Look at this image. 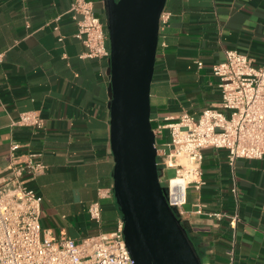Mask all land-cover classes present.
<instances>
[{
	"label": "crops",
	"instance_id": "obj_1",
	"mask_svg": "<svg viewBox=\"0 0 264 264\" xmlns=\"http://www.w3.org/2000/svg\"><path fill=\"white\" fill-rule=\"evenodd\" d=\"M91 1L105 18L104 0ZM72 2L0 0V167L13 141L35 153L47 164L28 180L42 197L43 230L81 239L99 231L91 201L101 202L109 226L123 215L114 195L110 60L83 55ZM164 9L171 16L160 28L152 125L219 105L213 66L226 49L264 62V0H166ZM29 109L43 116V128L13 124ZM203 154L202 183L188 189L181 220L204 264H264V155L231 162L226 148L212 146ZM197 203L240 219L234 225L227 216L197 213Z\"/></svg>",
	"mask_w": 264,
	"mask_h": 264
},
{
	"label": "built area",
	"instance_id": "obj_2",
	"mask_svg": "<svg viewBox=\"0 0 264 264\" xmlns=\"http://www.w3.org/2000/svg\"><path fill=\"white\" fill-rule=\"evenodd\" d=\"M71 11L75 18L81 16L76 36L87 48L83 55L110 59L106 19L97 13L93 2L73 0ZM170 16L171 12L163 9L160 28ZM213 73L221 91L218 106H209L197 115H166L153 127L159 172L174 169V175L168 177L166 196L180 218L188 189L201 186L204 147L226 148L231 162L264 155V62L256 64L248 54L226 49L224 58L214 64ZM13 124L41 129L45 119L37 110L29 109L21 111ZM165 129L169 138L158 142ZM20 146L17 141L11 143L6 163L0 167V264H135L125 241L124 219L111 231L100 228L99 200L88 206L90 217L99 224L98 232L81 239L45 233L42 197L28 180L44 172L47 164L33 152L19 151ZM195 211L217 218L227 216L234 225L240 219L238 213L207 210L200 203Z\"/></svg>",
	"mask_w": 264,
	"mask_h": 264
},
{
	"label": "water",
	"instance_id": "obj_3",
	"mask_svg": "<svg viewBox=\"0 0 264 264\" xmlns=\"http://www.w3.org/2000/svg\"><path fill=\"white\" fill-rule=\"evenodd\" d=\"M166 0H104L110 44L114 195L135 264H204L161 182L151 84Z\"/></svg>",
	"mask_w": 264,
	"mask_h": 264
},
{
	"label": "rangeland",
	"instance_id": "obj_4",
	"mask_svg": "<svg viewBox=\"0 0 264 264\" xmlns=\"http://www.w3.org/2000/svg\"><path fill=\"white\" fill-rule=\"evenodd\" d=\"M157 124H158L157 122H153V127H155ZM168 138H169L168 130L165 129L164 133H163V137L162 138L158 137V142H162L163 140H167ZM171 175H174V169H169V168L166 169L165 175L164 174L160 175L161 176L162 185L165 188V192H166V186L168 185V177L171 176ZM108 224L109 223L103 222V220H102L101 228L104 231H107L108 229H110V230L112 229L113 230L115 226H109Z\"/></svg>",
	"mask_w": 264,
	"mask_h": 264
}]
</instances>
